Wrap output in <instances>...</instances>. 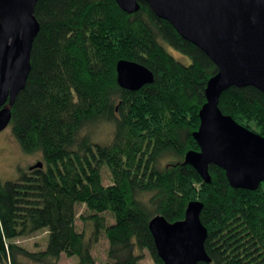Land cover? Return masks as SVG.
<instances>
[{
	"label": "trees",
	"instance_id": "obj_1",
	"mask_svg": "<svg viewBox=\"0 0 264 264\" xmlns=\"http://www.w3.org/2000/svg\"><path fill=\"white\" fill-rule=\"evenodd\" d=\"M33 15L39 29L30 70L7 107L14 139L22 152L40 153L42 167L0 181V264H57L61 254L76 256V264H141L144 250L163 264L148 222L155 215L181 220L195 200L211 260L198 264H264V180L255 190L235 189L209 165L205 183L184 161L186 152L198 151L192 133L217 71L208 56L144 2L129 14L114 0H37ZM119 60L143 65L153 82L120 88ZM218 108L264 137V96L256 88L229 87ZM100 124L112 127L104 142L92 137ZM76 204L89 212L80 216L88 233L75 228ZM42 229L44 249L14 243ZM101 235L106 260L97 263L91 249Z\"/></svg>",
	"mask_w": 264,
	"mask_h": 264
},
{
	"label": "water",
	"instance_id": "obj_2",
	"mask_svg": "<svg viewBox=\"0 0 264 264\" xmlns=\"http://www.w3.org/2000/svg\"><path fill=\"white\" fill-rule=\"evenodd\" d=\"M126 13L146 3L156 17L168 21L184 40L198 47L217 68L204 88L192 137L198 151L184 161L205 182L208 166L224 171L228 185L255 190L264 180V137L238 124L218 108L229 87L252 86L264 96V0H114ZM37 0H0V132L9 124L11 105L26 83L30 50L39 29L33 15ZM117 85L136 91L153 82V74L134 61L115 65ZM37 161L29 169H40ZM202 203H187L183 219L169 222L155 215L148 222L157 256L163 264H198L211 260L204 249L207 235L199 215Z\"/></svg>",
	"mask_w": 264,
	"mask_h": 264
},
{
	"label": "rangeland",
	"instance_id": "obj_3",
	"mask_svg": "<svg viewBox=\"0 0 264 264\" xmlns=\"http://www.w3.org/2000/svg\"><path fill=\"white\" fill-rule=\"evenodd\" d=\"M169 49V48H168ZM172 55L184 64L189 63V59L169 49ZM112 127L109 124H100L93 128L92 137L94 140L104 142L110 138ZM40 153L27 154L21 151L18 143L14 139L11 126L8 124L0 132V181L15 180L19 176L20 171L28 170L30 165L40 161ZM101 178L103 185L110 183V175L106 168H101ZM264 188V182L262 183ZM75 228L77 231L84 230L89 232L88 220H81L80 216H86L89 212L86 210L84 204L75 205ZM109 222H112L108 215H106ZM47 242L46 231L44 229L33 232L28 236L17 237L14 243L28 251H37L44 249ZM107 241L103 235L100 236L98 242L92 247L91 254L97 263H103L106 260ZM77 257H67L64 254L58 259L57 264H76ZM26 264H34L26 262ZM141 264H154L146 250L143 251V258Z\"/></svg>",
	"mask_w": 264,
	"mask_h": 264
}]
</instances>
